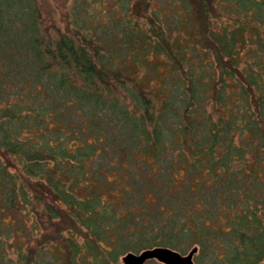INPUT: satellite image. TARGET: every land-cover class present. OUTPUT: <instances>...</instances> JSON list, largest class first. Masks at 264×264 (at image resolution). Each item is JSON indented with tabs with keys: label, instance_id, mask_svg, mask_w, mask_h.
Instances as JSON below:
<instances>
[{
	"label": "trees",
	"instance_id": "1",
	"mask_svg": "<svg viewBox=\"0 0 264 264\" xmlns=\"http://www.w3.org/2000/svg\"><path fill=\"white\" fill-rule=\"evenodd\" d=\"M70 5L60 28L0 0V264H120L178 236L192 264H263L264 0ZM115 134L134 151L96 167Z\"/></svg>",
	"mask_w": 264,
	"mask_h": 264
},
{
	"label": "rangeland",
	"instance_id": "2",
	"mask_svg": "<svg viewBox=\"0 0 264 264\" xmlns=\"http://www.w3.org/2000/svg\"><path fill=\"white\" fill-rule=\"evenodd\" d=\"M40 1V5H41V11L43 12L44 15L47 16V19H52L56 25H58L60 28H65L68 21L65 19V15L68 12V10L70 9V3L71 0H38ZM139 70V78L140 79H145L148 81L147 85L144 84L143 86L145 88L154 90L157 86H159L158 84H160L159 82V77L156 79L155 76L150 75L149 79L147 77H143V75L145 74L146 70H143V68L138 69ZM161 71V73L163 72L162 69H159V72ZM159 74V73H158ZM131 87L134 88V90H138V87L135 85V83H131L130 84ZM99 127L103 130L105 127V123L102 122L101 120L98 121ZM104 141L102 144H106V145H111V141H109L107 135L103 137ZM113 143L115 142H120V144L118 145V158L116 157L115 153L113 151H109L110 149H108L107 152H101L98 157L95 166L96 167H107L109 165H113V164H117L119 162V157L121 156H126V154H129L130 152L132 153V151H134V148H132L130 145V142H126L125 140H121L120 137H118L116 134L113 137L112 140ZM125 148V150H124ZM113 154V155H112ZM131 185L133 187L132 192L130 193L131 195V200L128 201V205H130L131 210L136 211L138 210L140 211H144L147 208H150V206H147L148 204L150 205V195L146 194V189L143 186V184L140 181H137L136 178H133L131 180ZM153 198L154 201L157 202L158 204H160V207L163 208V206H165L167 204V200H165V197L161 196L159 197V195L154 194L153 193ZM186 232L183 231L182 234L184 235ZM179 239H176L178 241V247L174 250H170L172 252L177 253L178 255H180L181 257H186L187 255H189L194 249H192L191 247H187V245L185 244V246H183L184 242V238L185 236H178ZM176 240H175V244H176ZM184 248V249H180V248ZM136 255V254H133ZM196 255V253L193 254L192 256V262H193V258ZM126 256V255H125ZM125 256L120 257L119 262L120 264H124L123 263V258ZM264 264V262H263Z\"/></svg>",
	"mask_w": 264,
	"mask_h": 264
},
{
	"label": "water",
	"instance_id": "3",
	"mask_svg": "<svg viewBox=\"0 0 264 264\" xmlns=\"http://www.w3.org/2000/svg\"><path fill=\"white\" fill-rule=\"evenodd\" d=\"M193 250L186 257H181L175 252L167 249H154L143 252L137 256L128 254L123 258L124 264H143L147 260H156L161 264H192Z\"/></svg>",
	"mask_w": 264,
	"mask_h": 264
}]
</instances>
